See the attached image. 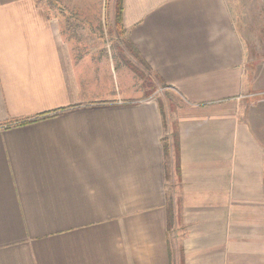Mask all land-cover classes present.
Segmentation results:
<instances>
[{"label":"crops","instance_id":"0c3cea01","mask_svg":"<svg viewBox=\"0 0 264 264\" xmlns=\"http://www.w3.org/2000/svg\"><path fill=\"white\" fill-rule=\"evenodd\" d=\"M104 4L0 0V264H264V58L230 2L121 0L110 42ZM126 39L173 92L166 126L94 61Z\"/></svg>","mask_w":264,"mask_h":264},{"label":"rangeland","instance_id":"374dc122","mask_svg":"<svg viewBox=\"0 0 264 264\" xmlns=\"http://www.w3.org/2000/svg\"><path fill=\"white\" fill-rule=\"evenodd\" d=\"M112 2V0H105V4L102 6V15L99 16L101 18L100 32L104 34L108 42L112 39L110 37L111 30L116 27L115 23L112 25L109 21ZM228 2L232 6L233 21L244 42L246 54H249L253 61H261L264 58V0H228ZM116 31L123 36V30H118L116 27ZM107 56L116 64H125L132 68L135 73V80H133L135 81L133 89L135 91L131 90L132 93L138 95L141 93L142 95L146 90L147 97H152L156 102H159L167 115L169 114L175 103L172 90L166 89L164 84L144 66L139 56L128 46L127 39L123 43L116 41L113 45L100 48L99 53L95 54L94 61L96 59L107 60ZM125 88L120 87L124 91ZM168 120L172 122L170 119Z\"/></svg>","mask_w":264,"mask_h":264},{"label":"trees","instance_id":"16d2710c","mask_svg":"<svg viewBox=\"0 0 264 264\" xmlns=\"http://www.w3.org/2000/svg\"><path fill=\"white\" fill-rule=\"evenodd\" d=\"M114 23L118 30H123L121 27V0L115 1V14H114ZM128 46L135 52L137 56H139L142 63L144 62L143 59L140 57L138 52L135 50L133 45L128 42ZM161 82V81H160ZM158 108L162 113V117L164 120V126L167 125L165 114L163 113V108L159 102H157ZM23 123V121H20ZM170 126V130L167 136H165L162 140V147L164 153V159H166L170 155V148H172V155L174 157V167L177 173L178 170V160H179V152H178V129L175 121H172ZM174 218V206L172 198L168 197V201L166 203V219H167V229H170V225L173 222Z\"/></svg>","mask_w":264,"mask_h":264}]
</instances>
